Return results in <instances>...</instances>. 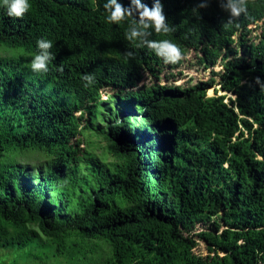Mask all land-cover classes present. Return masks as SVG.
I'll return each mask as SVG.
<instances>
[{
  "label": "trees",
  "instance_id": "obj_1",
  "mask_svg": "<svg viewBox=\"0 0 264 264\" xmlns=\"http://www.w3.org/2000/svg\"><path fill=\"white\" fill-rule=\"evenodd\" d=\"M107 2L28 0L14 18L0 0V247L40 248L28 257L50 264H264V0L231 23L228 0H160L168 34L145 29L134 0L107 22ZM142 40L222 62L234 96L208 94L214 77L140 84L183 61Z\"/></svg>",
  "mask_w": 264,
  "mask_h": 264
},
{
  "label": "clouds",
  "instance_id": "obj_2",
  "mask_svg": "<svg viewBox=\"0 0 264 264\" xmlns=\"http://www.w3.org/2000/svg\"><path fill=\"white\" fill-rule=\"evenodd\" d=\"M134 4L135 12L139 17V23L142 24L145 29L152 27L158 34H168L173 31L166 22V16L163 12V5L160 3V0H157L156 4L151 8L145 3H140V0H134ZM2 5L7 8L8 15L14 18H23L31 7L28 0H2ZM247 5L248 0H228V3L222 4L221 7L230 13L229 23H231L232 18H238L241 14H247ZM205 6L206 5L203 3L200 4V7ZM104 9L109 13L106 17L109 23L119 24L126 15L129 17L133 15L131 7L124 8L121 4H117L116 0H108V2L104 4ZM142 35H144V33L134 29L130 36L126 34V38L132 39ZM37 46L40 49L46 50L52 47V42L40 39L37 41ZM138 47H147L154 51L157 56L164 59L165 63H176L183 58L180 47L169 40H142ZM128 55H132V53ZM50 57L53 59V54H49L46 51L43 54L36 55L31 63L32 70L37 73H48L49 63L51 62ZM60 70L62 71V69ZM83 79L87 81V84H91L94 81L92 75H85ZM87 84L85 86H87Z\"/></svg>",
  "mask_w": 264,
  "mask_h": 264
},
{
  "label": "rangeland",
  "instance_id": "obj_3",
  "mask_svg": "<svg viewBox=\"0 0 264 264\" xmlns=\"http://www.w3.org/2000/svg\"><path fill=\"white\" fill-rule=\"evenodd\" d=\"M262 21L259 22V25L252 24L251 27H253V37L255 39L258 38L262 31V27L260 24ZM19 50H23V48H18ZM3 52V50H2ZM222 70V62H218L215 66H205V64L201 63L199 61V54L195 50H191L186 57L183 58L182 63L176 67L171 68L167 67L165 70L161 73L159 78L151 77L149 74H146L145 79L140 84H151L154 81H158L161 84H181L184 86L198 84L202 81H210L211 78H216L215 82L216 84L213 87H210L207 91L208 94H215V90L217 88L218 94H225L227 93L228 96H234V94L227 92L224 89H221L220 85L217 83L220 77L218 75H215V72H220ZM108 89L103 90V98L106 99L108 97L107 91ZM117 108H114L115 110ZM91 131H95V129H91ZM94 136H96L94 134ZM95 140H99V145L101 147H96L94 150L95 152L101 156L103 155V149L105 148L106 141L103 137L96 136L94 137ZM103 159L102 157H100ZM201 228V226H199ZM201 246L198 249L204 250L203 243L200 244ZM40 248H28V249H16L11 247H0V264H10L13 260H17L20 264H50L54 263L53 258H45V259H39L38 257H35L34 255H30L28 257V252L36 253L38 252ZM26 255V256H25Z\"/></svg>",
  "mask_w": 264,
  "mask_h": 264
},
{
  "label": "bare ground",
  "instance_id": "obj_4",
  "mask_svg": "<svg viewBox=\"0 0 264 264\" xmlns=\"http://www.w3.org/2000/svg\"><path fill=\"white\" fill-rule=\"evenodd\" d=\"M119 112V111H118Z\"/></svg>",
  "mask_w": 264,
  "mask_h": 264
}]
</instances>
